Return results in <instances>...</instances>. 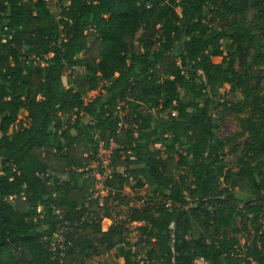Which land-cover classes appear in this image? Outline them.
<instances>
[{
  "label": "trees",
  "instance_id": "trees-1",
  "mask_svg": "<svg viewBox=\"0 0 264 264\" xmlns=\"http://www.w3.org/2000/svg\"><path fill=\"white\" fill-rule=\"evenodd\" d=\"M57 6L0 0V264H264V0ZM219 105L242 114L232 137ZM98 140L103 206L79 170Z\"/></svg>",
  "mask_w": 264,
  "mask_h": 264
},
{
  "label": "rangeland",
  "instance_id": "rangeland-1",
  "mask_svg": "<svg viewBox=\"0 0 264 264\" xmlns=\"http://www.w3.org/2000/svg\"><path fill=\"white\" fill-rule=\"evenodd\" d=\"M47 6L49 8V10L52 13H57L58 11V6H57V0H48L47 1ZM141 30H139L137 32V37L139 36ZM260 69L263 70V78H262V85L264 88V64L260 66ZM63 80L65 82V77H63ZM101 90L98 88L95 91H91L88 94L84 95V100H89L91 99L93 96H95L98 92H100ZM221 101H227L228 102H234L237 99L240 98V94L239 93H232L230 91H226L221 89ZM212 114L213 116L216 118L217 122L219 123V129L217 131V137L219 139H225L227 137H232L237 131H238V117L241 116L242 114L240 113H236L233 110H227V111H223L222 106H217L216 108H214L212 110ZM23 114L19 115L18 117H21ZM242 139L240 138H231V141L228 142L227 144H225L223 151H224V160L226 161L228 166H234L235 164V157L237 155V152H231V148L234 144L236 143H240ZM92 167H96V165L93 163L91 164ZM262 169L264 171V162L262 165ZM94 171V169L92 170ZM66 175H63L62 178H65ZM85 177V175H84ZM235 192L238 193V191L236 190ZM123 194L125 195V197H131L133 195V191L132 189H130L128 186H126L124 188ZM119 200L116 198H113L112 196H108L107 197V202H109L111 205L115 204L116 202H118ZM113 217L109 214H104L102 223H101V228L104 230L108 227L109 224L112 223ZM132 226L136 225V223L131 224ZM252 238V233H246V234H242L240 235L239 238V245H242L245 241L249 242ZM99 258H94L92 260H89L86 262V264H96V262L98 261ZM195 263L197 264H204L203 261H201L200 259H197L195 261Z\"/></svg>",
  "mask_w": 264,
  "mask_h": 264
},
{
  "label": "built area",
  "instance_id": "built-area-1",
  "mask_svg": "<svg viewBox=\"0 0 264 264\" xmlns=\"http://www.w3.org/2000/svg\"><path fill=\"white\" fill-rule=\"evenodd\" d=\"M2 41H4V39ZM41 64H43V62H41ZM171 114L174 115L175 112H172ZM157 145L158 144H155V146H157ZM114 146H115V144H114L113 140H110L108 144H105V142L103 140H98L96 160L94 162L96 167H92V165H90L87 168L79 169V170L84 171L85 176H90L96 180L92 197L98 198V204L100 206H103L104 197L108 194V189L103 184V178L109 172V169H108L109 155H110L112 148ZM99 166L103 167L102 173H100L98 170ZM93 169H94V171H92ZM110 212H111V216L113 217L114 220H118L120 218H123L124 217L123 215L125 214V205H123V204L117 205L114 207V209H111Z\"/></svg>",
  "mask_w": 264,
  "mask_h": 264
},
{
  "label": "crops",
  "instance_id": "crops-1",
  "mask_svg": "<svg viewBox=\"0 0 264 264\" xmlns=\"http://www.w3.org/2000/svg\"><path fill=\"white\" fill-rule=\"evenodd\" d=\"M201 260V259H200ZM202 261V260H201ZM204 264H206L204 261H203Z\"/></svg>",
  "mask_w": 264,
  "mask_h": 264
},
{
  "label": "water",
  "instance_id": "water-1",
  "mask_svg": "<svg viewBox=\"0 0 264 264\" xmlns=\"http://www.w3.org/2000/svg\"><path fill=\"white\" fill-rule=\"evenodd\" d=\"M176 219H177V217H176ZM176 219H175V220H176Z\"/></svg>",
  "mask_w": 264,
  "mask_h": 264
}]
</instances>
